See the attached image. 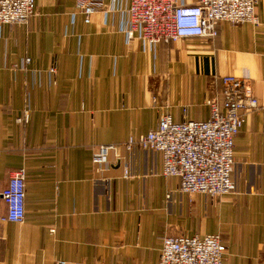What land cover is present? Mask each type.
Returning a JSON list of instances; mask_svg holds the SVG:
<instances>
[{
  "label": "crops",
  "instance_id": "0c3cea01",
  "mask_svg": "<svg viewBox=\"0 0 264 264\" xmlns=\"http://www.w3.org/2000/svg\"><path fill=\"white\" fill-rule=\"evenodd\" d=\"M129 1L102 0L85 22L75 0H34L26 22L0 24V213L11 171L25 170L24 219L0 220V264H159L163 235L211 232L226 245L221 264H264L260 105L235 136L236 188L218 197L182 191L162 173L160 153L122 144L166 112L207 118L226 73L246 79L264 105V0L257 23L224 20L212 38L154 44L127 37L120 7ZM27 95L29 117L18 122ZM99 143L117 144L101 164L92 157Z\"/></svg>",
  "mask_w": 264,
  "mask_h": 264
},
{
  "label": "built area",
  "instance_id": "2783aa9c",
  "mask_svg": "<svg viewBox=\"0 0 264 264\" xmlns=\"http://www.w3.org/2000/svg\"><path fill=\"white\" fill-rule=\"evenodd\" d=\"M257 0H197L185 3L178 0H130L120 7L126 17L127 37L136 34L148 44L178 37H214L220 21L240 23L258 22L255 11ZM102 0H75V8L90 21L91 13L97 11ZM35 13L34 0H0V24L26 22ZM30 57L22 59V65ZM24 68V66H23ZM55 72V65L49 68ZM221 98L212 96L208 102L210 114L205 119L183 117L173 119L164 113L157 125L138 136H129L122 144L130 153L135 148L158 152L162 161V173L179 178L182 191L204 192L218 197L236 188L232 176L234 168V142L245 112L264 105L259 104L251 85L246 79L226 73L221 76ZM18 122L29 117L28 95ZM186 107H183V112ZM115 143H99L92 152L97 164L105 161ZM122 159L123 175L130 176V165L126 156ZM5 202L0 220L20 222L25 215V170L14 168L6 185L1 190ZM225 243L217 232L203 235L162 236L159 264H221ZM58 264H64L59 261Z\"/></svg>",
  "mask_w": 264,
  "mask_h": 264
}]
</instances>
